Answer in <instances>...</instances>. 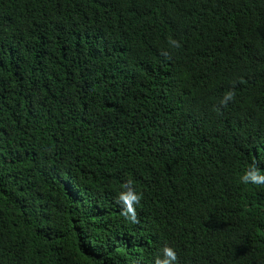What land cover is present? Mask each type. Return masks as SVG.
<instances>
[{"label": "trees", "instance_id": "trees-1", "mask_svg": "<svg viewBox=\"0 0 264 264\" xmlns=\"http://www.w3.org/2000/svg\"><path fill=\"white\" fill-rule=\"evenodd\" d=\"M253 162L264 0H0V264H264Z\"/></svg>", "mask_w": 264, "mask_h": 264}, {"label": "clouds", "instance_id": "clouds-1", "mask_svg": "<svg viewBox=\"0 0 264 264\" xmlns=\"http://www.w3.org/2000/svg\"><path fill=\"white\" fill-rule=\"evenodd\" d=\"M170 43L178 46L177 41L172 40ZM235 96L234 91H226L220 100L222 105L227 104L233 100ZM238 182L243 185H255L264 187V171L253 162L247 167L243 174L237 177ZM143 197V193L139 191L133 184L132 180H127L122 185V190L117 193L116 202L120 205L121 216L131 223L138 222L137 207L139 206ZM155 264H178L177 250L168 244H165L160 250V254L155 259Z\"/></svg>", "mask_w": 264, "mask_h": 264}]
</instances>
